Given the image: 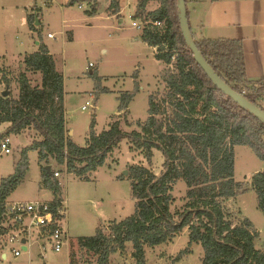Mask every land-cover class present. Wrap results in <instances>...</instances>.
I'll list each match as a JSON object with an SVG mask.
<instances>
[{
    "label": "trees",
    "instance_id": "1",
    "mask_svg": "<svg viewBox=\"0 0 264 264\" xmlns=\"http://www.w3.org/2000/svg\"><path fill=\"white\" fill-rule=\"evenodd\" d=\"M82 1L92 4L95 0L68 3ZM149 1H137L133 18L143 23L139 38L155 48L154 57L167 68L161 76L163 94L148 95V115L144 122H137L139 130L125 131L119 121H113L107 129L96 132L92 119L86 144H76L65 127L64 79L42 42L21 61L22 70L16 77L17 97L3 96L0 90V124L9 123L0 139L27 130L41 137L21 150L14 171L0 179V261L8 230L3 225L4 202L24 178L28 150L36 151L41 184L55 197L60 184L52 167L50 173L46 169L51 160L87 179V173L102 166L107 155L126 139L129 148L148 161L154 150L159 151L163 168L155 174L141 163L130 165L127 177L135 199L133 213L98 227L93 235L77 238L80 249L92 255L95 264H108L110 255L123 251L127 242L131 243L136 263L146 264L145 246L167 243L183 229L187 231L188 246L199 243L202 247L200 264H264V251L254 244L258 231L247 218L236 220L226 208L230 199L245 190L233 178L234 147L249 146L264 164V124L223 94L197 65L180 30L177 0H157L158 6L147 10ZM110 7L112 12H118L115 0H111ZM186 11L188 18L187 8ZM93 12L94 9L88 13ZM27 21L36 28L30 14ZM191 32L197 48L216 73L264 111V77L247 76L242 40L197 38L192 29ZM2 82L9 86L4 74L0 76ZM132 95H121L119 112L127 109ZM179 179L186 185V202L172 212L171 192ZM249 185L264 214V168L251 176ZM187 252L185 248L175 258Z\"/></svg>",
    "mask_w": 264,
    "mask_h": 264
},
{
    "label": "rangeland",
    "instance_id": "2",
    "mask_svg": "<svg viewBox=\"0 0 264 264\" xmlns=\"http://www.w3.org/2000/svg\"><path fill=\"white\" fill-rule=\"evenodd\" d=\"M118 1V12L114 13L111 0H95L92 4L86 1L69 4V0H0V76L4 74L9 79V86L2 82L0 90H7L12 97H17L16 77L22 70L24 55L37 50V41L45 44L57 71L63 76L65 124L73 132L70 138L79 146L86 144L92 119L96 132L107 129L113 121H119L125 131L139 130L137 122H144L148 115V95L154 93L161 97L163 94L161 76L167 66L156 62L151 55L152 47L138 38L143 24L133 18L138 0ZM158 4L157 0H151L146 9L152 10ZM187 7L191 10L190 3ZM93 9V13H88ZM29 14L35 29L28 25ZM194 16H191V24ZM200 16L204 29H195L199 36L229 37L221 35L226 34L222 29H211L207 19ZM125 92L133 95L127 109L119 112L120 97ZM89 99L93 107L82 110L81 106ZM10 138L11 152L0 151V178L14 171L25 146L33 139H41L34 130L13 134ZM27 162L24 178L10 198L49 199L52 192L41 184L35 150H28ZM140 163L159 174L163 168V156L154 150L148 161L138 151L131 150L127 140L122 139L102 166L87 173V179L67 172L64 166L51 160L52 169L59 171L56 179L60 184V192L53 199L65 200V244L56 252L40 239L16 258L7 248L8 260H2L0 264L8 261L16 264H70L71 259L72 264H95V258L80 249L77 238L93 235L98 227L104 228L110 221H119L133 213L135 199L127 176L129 166ZM263 168V161L249 146L234 147L233 178L245 190L230 199L226 208L236 220L245 217L252 223L258 231L254 244L264 251V214L258 209L255 193L249 185L251 176ZM125 170L126 175L123 174ZM185 189L182 179L174 183L172 212L181 209L186 202ZM185 248L189 252L176 259ZM144 249L146 264H200L203 255L199 243L188 246L186 229L167 243L145 246ZM131 250V243L127 242L123 251L110 255L108 264H137Z\"/></svg>",
    "mask_w": 264,
    "mask_h": 264
},
{
    "label": "crops",
    "instance_id": "3",
    "mask_svg": "<svg viewBox=\"0 0 264 264\" xmlns=\"http://www.w3.org/2000/svg\"><path fill=\"white\" fill-rule=\"evenodd\" d=\"M115 1L119 6V1ZM189 3L191 4V10H188L187 7V4ZM186 8L188 10V22L195 37H204L199 36L195 32V29L197 31L204 29L202 16H200L199 18V15H203V17L207 19L209 23L207 25L211 29H217L218 31L222 29L223 31H225L223 33L226 34L221 35H229V37L218 38H236L242 40L247 76L252 79L264 77V0H187ZM192 15L195 16L194 21L192 20L191 24ZM39 43L40 41L36 42L37 47ZM154 53L155 48L152 47V58L156 60V62H161L154 57ZM8 125L9 123H1L0 133L4 132ZM72 133V130L67 129V134L69 137ZM53 198L54 195H52L47 200H52ZM7 200L11 201L26 199H12V197L10 198L9 196ZM7 248L8 247H6L1 252L2 260H8L5 251Z\"/></svg>",
    "mask_w": 264,
    "mask_h": 264
},
{
    "label": "built area",
    "instance_id": "4",
    "mask_svg": "<svg viewBox=\"0 0 264 264\" xmlns=\"http://www.w3.org/2000/svg\"><path fill=\"white\" fill-rule=\"evenodd\" d=\"M133 24L139 27V24L135 22ZM47 36L52 37V34L48 33ZM92 104V100L89 99L81 106V109L93 107ZM10 143V136L2 137L0 139V151L10 153ZM54 175L58 176V172L55 171ZM4 207L5 220L3 225L8 228L5 234V243L14 258L23 251L22 246L28 250L40 239L49 243L52 250L56 252L62 249L66 237L64 229L65 200L59 198L53 200H6ZM23 238L25 239L24 243L21 242ZM41 248L43 249V246ZM7 264L16 263L7 262Z\"/></svg>",
    "mask_w": 264,
    "mask_h": 264
},
{
    "label": "water",
    "instance_id": "5",
    "mask_svg": "<svg viewBox=\"0 0 264 264\" xmlns=\"http://www.w3.org/2000/svg\"><path fill=\"white\" fill-rule=\"evenodd\" d=\"M177 8H178V19L180 24V30L186 45L189 47L193 58L197 65L204 71V73L208 76L211 82L226 96L230 97L234 102H236L241 108L247 110L250 114L256 117L259 121L264 124V111L249 101L246 97L242 94L238 93L236 90L231 88L212 68V66L206 61L203 57L199 49L197 48L195 41L192 36V32L189 26L188 18H187V11H186V3L185 0H177ZM38 23V22H36ZM8 94L7 90L2 92L3 96ZM46 169L50 173L51 166L47 165ZM124 175L127 174L125 170L123 172ZM22 243L25 242L23 238L21 240ZM23 250H26L25 246H22Z\"/></svg>",
    "mask_w": 264,
    "mask_h": 264
}]
</instances>
